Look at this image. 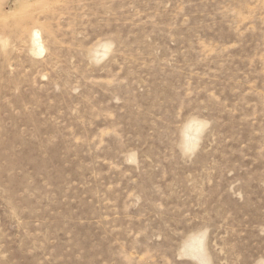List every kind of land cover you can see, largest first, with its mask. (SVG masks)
Listing matches in <instances>:
<instances>
[{
	"label": "rangeland",
	"instance_id": "rangeland-1",
	"mask_svg": "<svg viewBox=\"0 0 264 264\" xmlns=\"http://www.w3.org/2000/svg\"><path fill=\"white\" fill-rule=\"evenodd\" d=\"M0 264H264V0H0Z\"/></svg>",
	"mask_w": 264,
	"mask_h": 264
},
{
	"label": "bare ground",
	"instance_id": "bare-ground-1",
	"mask_svg": "<svg viewBox=\"0 0 264 264\" xmlns=\"http://www.w3.org/2000/svg\"><path fill=\"white\" fill-rule=\"evenodd\" d=\"M35 40H34V43H35V45H36V49H37V51L38 52H42V46H41V44H40V41H39V37H38V35L37 34H35V38H34Z\"/></svg>",
	"mask_w": 264,
	"mask_h": 264
}]
</instances>
